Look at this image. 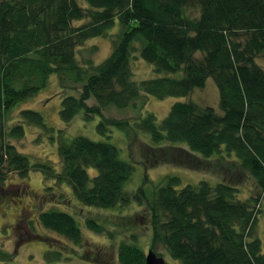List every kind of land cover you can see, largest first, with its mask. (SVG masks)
<instances>
[{
	"label": "trees",
	"instance_id": "trees-1",
	"mask_svg": "<svg viewBox=\"0 0 264 264\" xmlns=\"http://www.w3.org/2000/svg\"><path fill=\"white\" fill-rule=\"evenodd\" d=\"M116 20L121 30L111 54L99 65L93 60L82 64L79 48L90 39L108 37ZM136 50L154 66V78L134 80ZM263 55L264 0H85L84 5L78 0H0V183L9 174L24 178L35 170L54 181L50 190L66 187L85 207L115 210L131 202L124 187L134 164L110 142L59 135L58 171L6 141L25 136L22 123L4 132L6 114L57 75L64 90L81 85L77 95L64 96L60 116L65 123L83 111L87 121L100 118L96 131L108 141L113 129L128 140L131 131L149 133L154 144L172 145L160 153L163 164L212 171L221 178L216 184L201 180L181 186L178 177H165L133 195L137 212L150 217L152 249L162 246L180 264H264L258 236L264 197V68L257 62ZM209 78L218 87L222 114L177 102L161 122L153 113H141L134 123L104 115L110 107L144 111L148 97H188ZM92 98L96 105L90 106ZM21 116L27 124L54 132L37 111L25 110ZM147 147L150 153L156 150ZM250 178L257 191L244 196L241 186ZM83 221L51 209L31 225L74 246L83 245L84 229L108 232L94 219ZM61 254L53 249L46 257L54 263ZM11 260L13 255L0 251V262ZM118 261L146 264V253L121 242Z\"/></svg>",
	"mask_w": 264,
	"mask_h": 264
},
{
	"label": "rangeland",
	"instance_id": "rangeland-1",
	"mask_svg": "<svg viewBox=\"0 0 264 264\" xmlns=\"http://www.w3.org/2000/svg\"><path fill=\"white\" fill-rule=\"evenodd\" d=\"M78 1L81 5L85 4V0ZM120 30L121 26L116 20L108 37L90 39L83 47L79 48L78 60L82 64H87L89 60H93L95 65L101 64L111 54L112 40ZM95 47L97 50L93 51L92 49ZM133 54L131 67L134 80L142 81L154 78V66L142 59L139 51L136 50ZM198 56L200 57V55ZM257 62L264 68V55ZM80 90L81 85L67 90L62 89L58 76L52 75L44 90L35 97L20 103L6 114L2 126L5 133L19 123L25 126L23 138H7L6 141L14 144L19 152L28 155L34 161L52 163L58 171L62 167L58 154L59 135L63 134V137L67 139L83 135L95 141L110 142L118 147L123 160L134 164V173L124 187L131 202L127 207L115 210L89 208L79 203L71 190L66 187L50 190L49 186H53L55 183L52 180H47L41 171L32 170L24 178L15 173L9 174L5 180L6 183H0V251L13 255V260L7 263L0 262V264H120L118 247L121 242H132L136 247L143 249L145 253L152 250L158 255L160 254L159 256H162L168 264H180V262L172 260L162 246L156 249L151 248L150 217L144 210L137 212L138 203L132 199L133 195L138 193L146 183L149 185V182H152L157 185L162 183L165 177H178L182 182L181 186L197 185L201 180L216 184L221 178L219 175L211 173L212 171L195 172L183 167L163 164L159 158L160 153L162 150L165 151L167 146L172 145L154 144L149 133L131 131L128 140L122 131L113 129V139L108 141L96 131L100 118L95 117L87 121L83 111L71 123H65L60 116L64 96L77 95ZM177 102H194L204 107H212L222 114L219 108L218 87L213 78H209L204 88L195 89L188 97L166 99L148 97L144 111H134L131 108L120 110L110 107L104 111V115L107 118L129 119L131 123H134L141 113H153L161 122ZM88 105H96L94 98L90 99ZM140 105L141 103H139ZM25 110L39 112L44 117L46 124L54 129V132L49 133L41 127L24 122L21 114ZM148 145L153 146L156 150H152L150 153ZM183 147L187 149L186 145ZM208 167L209 163L206 164V168ZM90 172L92 173V171ZM241 188L244 196L254 195L257 191L252 178L248 179ZM51 209L74 214L83 224L84 219H94L108 232L97 234L84 229L83 245L74 246L38 224L32 228L31 223L37 222L39 213ZM258 236L264 252V197L258 218ZM60 241L64 245L68 244L73 247L63 246ZM53 249L60 250L62 253L60 261L54 263L48 262L46 257L47 252Z\"/></svg>",
	"mask_w": 264,
	"mask_h": 264
},
{
	"label": "water",
	"instance_id": "water-1",
	"mask_svg": "<svg viewBox=\"0 0 264 264\" xmlns=\"http://www.w3.org/2000/svg\"><path fill=\"white\" fill-rule=\"evenodd\" d=\"M146 264H168L166 260L152 250L146 254Z\"/></svg>",
	"mask_w": 264,
	"mask_h": 264
}]
</instances>
